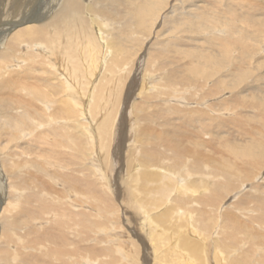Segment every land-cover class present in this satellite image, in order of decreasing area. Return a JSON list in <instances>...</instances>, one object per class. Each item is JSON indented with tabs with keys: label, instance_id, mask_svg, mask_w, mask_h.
Masks as SVG:
<instances>
[{
	"label": "bare ground",
	"instance_id": "bare-ground-1",
	"mask_svg": "<svg viewBox=\"0 0 264 264\" xmlns=\"http://www.w3.org/2000/svg\"><path fill=\"white\" fill-rule=\"evenodd\" d=\"M103 1L48 0V5L45 7L43 0H0V80L18 91L28 84V79L32 78L31 73L41 69L46 74L43 79L44 83L40 81V78V80L37 79L38 75V77L34 76L36 81H33L34 84L31 83V90L28 88L32 98L30 96L28 99L25 97L22 99L23 95L21 98L16 95L8 104L11 110L20 112L22 110L24 111L22 114L26 112V115L22 116L20 113L21 118L19 117L20 119L17 120L19 113H16L18 116L15 114L17 117L14 120L10 119L12 120L10 124L7 118L1 120L0 124V144L3 147L5 145L3 141L21 137L27 143L32 140L38 146L45 148L42 152L33 154L27 148L25 151L24 148L21 149V154L13 153L14 150L12 153L11 151L0 153V170L2 171L0 174V264H15V262L31 264L33 262L34 254L32 257L30 253H24V251H22L24 254L18 253V249L14 248L17 242L25 243L22 245L24 249L26 246H33L31 249L37 247L42 250L43 254L45 253V256L46 254L54 255V261L55 259L59 261L56 264H69L68 261L73 258H68V260L66 256L74 253L76 255L77 250H80L74 242H78L79 245H87L82 247L89 249L84 252L86 258H83L80 263L75 262L76 264H196V256L199 257L200 252L202 251L203 254L204 251L202 245L200 246L201 242L199 241V244L198 241L196 242L190 237L192 234L194 235L193 228H187V226L192 224L191 221H194L195 224L199 222V226L204 222H200L202 220L199 218L200 216L193 215L194 218H191L192 214L195 211H198L197 214H199L203 209L201 212L213 211L214 216V212H218L225 201L227 203L226 191L235 192L241 188V185L242 187L243 185L247 186L245 181L248 180V173L243 176L241 174V177L240 174L234 172V169L222 167L220 168L221 180H218V173H215L213 181H207L205 178L208 171H206L199 172L198 177L192 178L193 180L185 181L187 179L185 176L193 173L186 168L188 163L185 160L189 159L181 161L183 150L179 147V138L175 137L171 141L165 138V131L159 134L157 125H151L154 117L162 119V114L168 112L165 107H159L160 110L155 108L157 109L155 111L151 107L160 105L176 107L175 103H171V99L174 100L176 96L169 99L165 94L162 96L164 90L157 83V75L151 71H145L144 65L148 56L147 45L151 41L149 38L151 36L147 34L143 38L142 46L132 58L130 50L123 44L124 33L127 30L125 27L129 26V19L124 21L125 14L120 13L113 4V2H118L120 5H124V1L109 0L115 6L109 8L103 6ZM174 1L167 0L166 5L171 7L175 3ZM165 11L161 13L162 16ZM137 12V19L141 24L144 13L141 12V9H138ZM112 15H114L113 18H111ZM106 17L111 18L109 22L105 20ZM205 19L212 21L209 16H206ZM157 20L158 16L154 17L151 28L156 26ZM118 24L124 25V28L120 29ZM220 25H223V34L227 35L226 37L220 36V41H224L222 38H225L226 44L232 45V37H235L233 34L239 32V29L236 28L230 16L220 19ZM133 37H135L134 34ZM229 37H231V41L228 40ZM234 42L236 43L237 39ZM133 66L135 70L134 72L131 70L133 73L131 79L127 77V72H125L126 74H117L122 68L126 70L127 67L131 69ZM120 78H124L121 93L115 101L114 112L108 113L109 106L107 107L105 104H102L105 106H101L98 103L107 102V100L109 102L116 98V95L114 96L112 93H115L117 88L119 89ZM128 78L129 84L125 87ZM44 88L47 89L46 92ZM152 88H155V92L147 93ZM8 90L6 89V91ZM172 91H175V88ZM177 91L179 90L177 89ZM135 94L137 96L144 95V98L140 101H131ZM6 102L8 101L6 100ZM92 105L94 106L93 113L90 111ZM96 105L101 109H97ZM148 108L151 109L147 110ZM129 109L132 116L127 117ZM225 109L227 112L229 108H223V110ZM86 113L85 118L89 119L88 124L83 119ZM2 114L5 115V113ZM157 115L159 116L157 117ZM93 120L96 123L94 128L89 125ZM137 120H144L147 124L143 125L140 122L143 126L142 129L138 127L141 124H136L137 127L134 124L135 128H139V130L131 135L132 129H134L132 122L136 123ZM29 124L32 127L26 126ZM26 127L29 129L28 131L25 130ZM50 128H53V131ZM43 129L50 132L44 133ZM128 130L130 134H128ZM32 132H34V136L31 135L33 137L30 136ZM38 132L40 133L37 134ZM97 138L101 144L108 143L107 149L111 145L108 156L111 176L117 175L120 179V173L123 174V171L126 170L128 178L129 169H126V164L129 168L132 166L133 169H136H134L136 172L132 179L126 178L131 182L129 185L125 183L129 191L124 195V198L119 189H114L112 193L114 197L109 196L108 193L101 194V188L110 191L109 177L104 176L105 173L103 174L102 169L96 167L100 173H96L98 176L95 179L87 178L82 173L84 176L80 175L83 170L87 169L89 173L92 171L93 160H86L89 158L88 156L85 160L90 167L80 166L75 160H73L74 162H62L61 160V157L69 158L70 154L72 155L71 148L67 147L66 142H74L75 146L77 145L78 148L74 154L81 158L79 155H82L80 154L82 145L93 146L97 142ZM60 139L62 140L60 141ZM91 151L89 154H92ZM86 152L88 153V151ZM94 152L96 153V151ZM165 152L171 153V157L168 158ZM100 154L102 155V153ZM96 155H98V151ZM92 157L91 159H94ZM125 158L131 159V161L129 164L128 162L123 164L124 169L122 163H125ZM8 159L12 160L11 165L8 164L9 161H6ZM85 160L82 162L85 163ZM100 161L99 164L105 163V161L104 163ZM170 162L173 163V168L177 169L178 167V169L170 168V164H168ZM197 166L198 164L195 167L197 168ZM201 166L199 164L197 169L203 168ZM53 168H57V171H54ZM97 169L94 170L97 172ZM48 175H53L50 177L51 182H48ZM208 176L211 179L209 174ZM2 178L3 180L7 179L6 189L1 182ZM242 178L245 181H242ZM236 179L240 183L238 188L235 185ZM98 185L101 187L100 194L93 191ZM49 189H51V193ZM199 189L206 192L202 194ZM173 191H176L177 195L171 197ZM141 192L143 196L150 197H145L144 200L140 199ZM134 195L138 198H134ZM210 205H214V207ZM160 206L164 209L162 211L159 209L160 212H158L157 208ZM48 210H52L47 213L50 214L48 219L42 218ZM205 215L207 216V213ZM223 215L220 217V227H217L219 215L215 218L214 234L218 232L219 236L222 229L229 228L226 224L227 227L224 225L225 221L222 222ZM225 215L230 218L235 217L233 213L229 212H226ZM260 215L259 213V217ZM41 218L49 222L48 232L46 229L45 233L41 231L42 226L38 225ZM250 220H246V222H251ZM257 221L259 222V220ZM212 224L214 223L212 222ZM183 225H186V228H182ZM162 226L164 227L162 228ZM172 227H175V232L168 233ZM178 227L179 229H177ZM65 228L67 230H64ZM94 228L96 230L92 235ZM22 230H25L26 233L24 231L22 234ZM52 230H57L58 234H53L55 231L52 232ZM194 230L198 231L196 227ZM200 230H205V228ZM177 231L179 232V235L176 236L178 239L174 238ZM64 232H68V235L65 236ZM32 234L34 237L36 236L34 239H31L33 238ZM208 234L201 237L210 238L209 240L213 242L220 238L213 237L214 234L211 236ZM195 236L200 238L196 234ZM256 236L260 235L256 234ZM77 238L79 241H75ZM91 240L94 242H90ZM46 241L45 246L43 243ZM68 242L73 243L71 249L70 246L68 248L66 246ZM217 242L214 255L215 263L216 260L220 262L221 255L224 254L223 251L220 252V241ZM10 247L13 248L12 253ZM16 258L17 260L12 262ZM38 258L40 259V256ZM39 259L38 262L32 264H43ZM45 259L46 257L43 258V261ZM75 263L72 261L70 264Z\"/></svg>",
	"mask_w": 264,
	"mask_h": 264
},
{
	"label": "rangeland",
	"instance_id": "rangeland-1",
	"mask_svg": "<svg viewBox=\"0 0 264 264\" xmlns=\"http://www.w3.org/2000/svg\"><path fill=\"white\" fill-rule=\"evenodd\" d=\"M43 1L46 3V4L44 3L46 7L48 5V0H43ZM123 1L125 3L124 5H120L118 2H113V4L120 11V13L122 12L123 14H125L126 18H123L124 21L129 19V22L131 23V24L128 23L129 26L125 27V29L127 30L124 33L125 35L123 37V44L125 45V47L126 46L128 47V50H130V55H132L131 57L134 58L138 49L140 48V46H142L141 44L144 41L143 38H145L147 34L150 35L151 37L149 38L151 41H149L147 45L148 50L146 49L148 56L145 60V65H144L145 71L146 72L151 71L152 73H155V75H157V78H156L158 79L157 83H159V86L163 88L164 90V93L162 94V96H164L165 94L166 97H168V99L172 98V96H176L174 100L171 99V103H175L176 107H172V105L167 106V107L165 105L151 107V108H154L153 109L154 111L157 109L160 110L159 107H165V109L168 111L167 113L162 114V117H161L162 119H158L154 117V121H153L154 123L151 122V125L153 124L157 125V130L160 131L159 134L162 131H165L166 132L165 138L171 141L175 137L179 138L178 144H179V147L183 150L181 161L184 162V160L188 158L189 160H185L186 163H188V165L186 164V168L190 169L189 172L193 173L192 175L185 176L187 178L185 181L193 180L194 178L198 177L199 172H206V171H208L206 173V178H205L207 181H213V174L215 176L216 175L215 173H218L217 174L218 180L219 179L221 180V177H220L221 167L234 169V172L240 174V176L241 174L242 176L245 175V173H248L247 175H249L248 180L246 181L244 178H242V181H245L247 183V186L243 185L242 187L241 185V188L239 190H236L235 192L232 190H231L232 192H228V191L225 192V194H227V198L226 197L225 198L226 200L228 199L227 203L225 201V204H223V207L220 210H218V212H214L215 217L213 216V211L201 212L203 211V209L200 210L199 214H197L198 211H195L192 214L191 218H194L193 215L198 216V217L200 216L199 218L202 219L200 220V222L201 221L204 222L203 224H201V226L205 228V230H200L204 228L199 226V222L195 224L194 221H191L192 224L189 227L187 226V228H191V229L193 228L192 232L194 233V235L192 234L190 237L192 239H195L196 242L200 241L201 244L200 242L199 244L200 246L202 245L201 247H203V251H204L203 257H202L203 255L202 251L200 252L201 255L199 257L196 256L195 263L196 264H209V263L210 264H216V263L217 264H235V263L236 264H251V263L252 264H261V263L264 264V254H263L264 253V246H263L264 245V220H262L264 218L263 217V214H264V157H263L264 156V0H175L174 1L175 3L171 7L166 5L167 0H122V2ZM102 3H104L103 6L105 8L114 6L113 4H111L109 0H104ZM138 9L139 10L141 9V12L143 11L144 13V17H143L144 19L141 21L142 22L141 24L140 22H138V19H137ZM162 9L166 10L163 16L161 13L164 10L162 11ZM160 14H161V18L159 17ZM113 16L114 15H112L111 18H113ZM157 16H158V20H157L158 22L156 26H153V28H151L154 17H157ZM206 16L211 17L212 21H206L205 19ZM225 16H228V17L230 16L236 28L239 29V32H236L233 34L235 37H232V40H233L232 45L226 44L225 38H222L224 41H220V36L222 37L227 36L223 34V31H222L223 25H220V19H222ZM111 18L106 17L105 20L109 22ZM118 25H120L119 26L120 29L124 28L123 27L124 25H121V24H118ZM133 34L135 37H133ZM130 37H133V38L131 39ZM236 39H237V42L235 43L234 40ZM228 40L231 41V37H229ZM132 58H129V59H132ZM133 68L130 69L127 67L126 70L125 69L123 70L122 68V70H120L117 74L119 75L121 73L127 72L128 74L127 77L131 79L132 74H133L131 70L133 72L135 70V68L134 69ZM36 72H39V73L41 72L43 75L41 73L37 74ZM36 72L31 73L32 74V78H30L31 80L28 79L29 81L28 84L21 87V89H19L18 91L12 89L10 85L9 86L6 85V83L3 80H0L1 81L0 82V102L2 103V104L0 103V108H2L0 109L2 110L0 111V113L2 112V113H5L6 115L5 116L4 114L1 113L0 121L3 119L5 120L7 118L10 124V122L14 120L15 117L18 116V114L16 113H19L17 120L21 118V114L24 111L21 110L20 112V111L11 110L8 104L12 102L10 100L13 99L14 96L16 97V95L19 96L20 98H21V95H23L22 99H24V97L25 99H28L31 96L30 87L32 86V84H34L33 81H36L34 80L35 79L34 76L35 77L39 76L37 79L40 78L41 80L40 79L39 80L41 82H43V79L46 77V74L43 71H41V69H38ZM129 78L126 83L124 82L125 87H127L129 84ZM120 80L121 81L118 82L119 89L117 88V90H115L116 92L112 93L114 96L116 95V98L114 100L113 99L110 100L109 102L107 100V102L101 101L98 103L101 106H105V105L107 107L109 106L108 113H110L111 111L114 112L115 101H117L116 99L119 98V93H121L120 90H121L124 78L122 79L120 78ZM35 83L37 84V82ZM46 88H44L45 92L48 89ZM173 88H175V91H172ZM6 89L7 90L9 89V90L6 91ZM177 89L179 91H177ZM154 90L155 88H152L147 93L155 92ZM132 97L133 98H131V101H140L144 98V95L137 96L135 94ZM6 100L8 102H6ZM156 100H153V101H156ZM102 104H105V105H102ZM96 107L97 109L100 108V107L98 108V105H96ZM169 107H172V108H169ZM225 107L229 108L228 110L230 112L228 110L227 112H225L226 109L223 110V108ZM90 108H91L90 111L93 113L92 108H94V106L92 105V107ZM151 108H148L147 110ZM130 109L127 112L128 114L127 117L132 116L130 114ZM7 115L9 118L7 117ZM24 115H26V112L22 114V116ZM86 115L87 113L83 116L84 118L81 115V119L83 118L86 124H88L89 119L85 118ZM158 116L159 115H157V117ZM93 121H90L92 124H89V125L93 126L94 128L96 127L95 126L96 123L95 121L94 122ZM143 121L144 120L142 121L137 120L136 123L135 121L134 123L132 122L133 124L132 128L134 129H132L131 135H134V133H136V131L139 130V128L137 129L135 128L136 124L138 123L139 125L141 123L143 125L147 124L146 121H144V123ZM1 123L2 121L0 122V124ZM30 124L32 125V123ZM30 124L26 126L32 127ZM142 124L141 126H138L141 129L143 127ZM50 129L53 131V128H50ZM25 130L28 131L29 129L26 127ZM34 132H32L30 136L32 134L34 136ZM43 132L47 133L50 131L43 129ZM39 133L40 132H38L37 134ZM128 134H130L129 130H128ZM47 137L50 138L49 136ZM19 138L17 137V139L15 138L14 140L13 139L7 140L8 142L3 141L5 142V145L3 147L0 144V146H2L0 147V150H1L0 153L2 151L8 152V153L9 151H11L12 153V151L14 150L15 152L13 151V153L17 152L21 154L20 153L22 151L21 149L24 148L23 150L25 151L26 150L25 148H27L33 154L35 152L40 153L45 149V148H42L40 145L38 146L35 141L31 140L32 142L31 144V142L27 143V141H25L23 138L21 137ZM6 139H2V140H6ZM61 140L62 139H60V141ZM96 141L97 142L94 143L93 146L87 147L86 144L82 145V151H80L81 152L80 154L82 155H79L81 158L84 157L82 159L76 157L74 154V152L78 148L77 145L75 146L74 142L73 143L66 142V144L68 145L67 147L69 149L71 148L70 152H72V155L70 154V157L68 156L69 158H67L66 156L61 157V160L62 162H66V161L72 162L73 160H75L76 162H78L80 166L86 165L88 167H90V165L87 164L88 162L86 160L88 159L91 161L93 160L92 161L93 166L91 165L93 167L91 169L92 171L89 173V171L86 169V170L81 171L80 175L84 174L87 176V178L95 179L98 176V174L96 175V173H100L98 172L99 171L98 169L100 168L102 169L103 174L105 173L104 176L107 178L109 177L108 181H110L109 182L110 191L105 190L104 188H101L98 185V187L94 188L93 190L94 193L100 194L101 189H102V192H101L102 195L105 193H108L109 196L114 197V195L112 194L114 192V189H119L122 191V192L120 191V193L123 195V198H124L125 197L124 195H126L127 191H129V189L126 188L128 187L126 185H129L131 182L130 180H127V179L129 177L132 179V177L135 175L136 169L134 168L135 169L134 170L132 166L129 168L126 162H128L129 164V161H131V159L129 160L128 158H125V163H122V167L124 168L126 166V169H129V173L131 175L129 176V173H128V178H127L126 170H124L125 169L124 168L123 174L120 173L121 175L120 179L119 177H117V175L116 176L112 175L113 176L112 177L110 175V168H109L110 165L108 166L109 164L108 156H109V151L111 149L110 148L111 145L107 149L108 143L101 144L98 138ZM109 142H110V139H109ZM100 144L101 146H99ZM9 147H10V150H9ZM84 149H86L88 153L84 151ZM91 149L93 150L91 151ZM90 151L92 154H89ZM93 151H96V153L95 152L93 153ZM97 151H98V155H96ZM100 153H102V155ZM165 155L168 158L171 157V153L169 152H165ZM86 156H88L89 158L85 160ZM90 156L94 159H91ZM83 159L85 160V163L82 162L84 161ZM100 160L103 161V163L105 161V163L99 164ZM6 161L7 162L9 161L8 164H10L12 160L8 159ZM95 162H97L96 163L97 165L95 164ZM123 164L124 165L126 164V165L123 166ZM168 164H170V168L173 165L172 162ZM197 164L198 166L199 164H201L202 165L201 167L203 168L197 169L198 166L197 168L195 167ZM94 169H97V172ZM173 169L177 170L178 167L177 169L176 168H173ZM55 170L57 171V168H55L54 171ZM131 170L132 172H130ZM1 172L2 171L0 170V174ZM124 173L126 177L124 176ZM3 174H4V171H3ZM208 174L210 175V178L212 180L209 179ZM53 175L51 176L48 175V178H47L48 182H51L52 179L50 177H53ZM237 180L238 179H236L235 185H237L236 187L238 188L240 183H238ZM1 182L4 185V189H6L7 179L3 180L2 178ZM103 183H105V181H103ZM50 190L51 189H49V192L51 193ZM201 192L203 194L206 191L200 190V193ZM150 195L152 196V193ZM173 195L175 196L177 195L176 191L175 192L173 191L170 196L173 197ZM139 196H140V199H143V200L150 197V196H143L142 192L141 194H139ZM134 198H138V196L134 195ZM227 204L229 207L226 206ZM162 206L157 208L158 212H160L159 209H161V211L164 209V207L162 208ZM212 206L214 207V205ZM51 211L52 210H48L47 212H45L47 217L44 214L42 218L48 219V216L50 214H47V213ZM226 212L233 213L235 217L230 218L226 216L225 215ZM206 213H207V216L205 215ZM221 213L224 214L222 222L225 221L224 225L226 224L229 227L228 228L229 230L226 228L222 229L221 231L218 230L220 231V236H219L218 232L217 233L215 232L214 234V231L216 228V226L214 227V225L216 224L215 218H217V216L219 215L217 227H220V224H221L220 217L222 215ZM259 213L261 214L260 217H259ZM251 215L255 218H253ZM210 216H211V219H209ZM44 219L42 221L40 220L39 221L40 224H38L43 227V228L42 227L40 228L41 231H44L43 233L46 232L45 229L47 230L48 228L49 230L50 228L49 222ZM246 220L248 221L250 220L251 222H248V221L246 222ZM257 220H259V222ZM212 222L214 224H212ZM228 222H230L231 224ZM209 225L210 227H207ZM211 226L213 230L211 229ZM259 226L261 229L258 228ZM36 227H37V224H36ZM163 227L164 226H162V228ZM195 227L198 229V231L196 232L194 230ZM174 228L175 227H172L168 233H171L172 231L175 232ZM182 228H186V225H183ZM177 229H179V227ZM64 230H67V229L65 228ZM95 230L96 228L92 230L93 232L92 231H89V232L90 233L92 232L91 234L93 235ZM24 231L25 230L21 231L22 234L24 233ZM53 231H55V233ZM56 231L57 230H52L53 234L57 235L58 232ZM178 231L175 233L176 235L174 238H177L176 236L179 235ZM250 231H251V234H250ZM67 233L68 232L66 233L64 232V234H66L65 236L68 235ZM255 233L260 236H256ZM195 234L198 235L200 238L195 236ZM207 234L209 236L214 234L213 237L215 236L216 238L217 237L221 238V239L217 238L220 241V252L222 251L224 252V254L221 255L222 259L220 258V262H217L216 260V263H215V258H214V255L216 252L215 246H217L218 240L215 241L214 239H212L214 240L213 242L209 240L210 238L206 239L205 237L203 238L201 237L203 235L207 236ZM32 237L33 238L31 239H34L36 236L34 237L33 235ZM90 237L88 238L90 239ZM78 238L75 241H79ZM92 241L94 242V240H91L90 242ZM56 242H58L57 239H56ZM209 242L212 244L211 246ZM77 243L78 242L76 243L74 242V244L76 246L78 245V248L80 249V250H77L78 251L77 254L76 255L75 253L73 255L68 254L69 257L68 255L66 256L67 259L73 258L72 260L68 259L69 264L72 263V261L74 263L75 262L80 263L82 262L83 258H86L85 257L86 253L84 252H86L89 249H85L82 246H87V245H84V244L79 245ZM203 243H204V246H203ZM24 244L23 242H21L20 244L19 242H17L16 245H14V248L18 249L19 254H24L26 252V253H30L32 257L34 254L32 263L38 262L37 260L39 259L38 258L39 256L43 264H46V263L48 264V262H50L51 264H56L59 262V261H56V259H55L56 262L54 261V255L46 254L45 256V253L43 254L42 250L37 249V247L31 249V247L33 246H29V247L26 246V248L24 249V247L22 246ZM46 244H47V241L46 243H43V245L45 246ZM72 244L73 243L68 242V245H66L67 248L68 246H70V249H71ZM261 244L263 247L261 246ZM257 246L261 248H258ZM10 248H8L9 251H10ZM12 250L13 248L11 249V253H12ZM22 251H24V253ZM228 251L230 254L228 253ZM41 254H43L44 257H46L45 259L46 262L45 260L43 261L44 257ZM200 258L204 259L205 261H203L202 259H201L202 262L201 260L200 261L197 260ZM78 259L79 260L81 259V260L79 261ZM256 259L259 261H257ZM16 260L17 258L15 260H12V262H15ZM17 263L18 262H15V264ZM19 264H25V263L19 262Z\"/></svg>",
	"mask_w": 264,
	"mask_h": 264
}]
</instances>
